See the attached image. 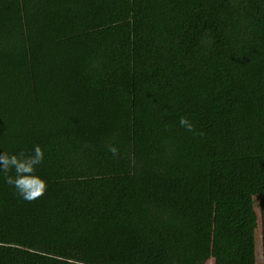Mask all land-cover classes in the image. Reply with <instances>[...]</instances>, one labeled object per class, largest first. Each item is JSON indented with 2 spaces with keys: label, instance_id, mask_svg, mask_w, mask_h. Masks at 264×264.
Segmentation results:
<instances>
[{
  "label": "trees",
  "instance_id": "16d2710c",
  "mask_svg": "<svg viewBox=\"0 0 264 264\" xmlns=\"http://www.w3.org/2000/svg\"><path fill=\"white\" fill-rule=\"evenodd\" d=\"M36 145L0 264H264V0H0V152Z\"/></svg>",
  "mask_w": 264,
  "mask_h": 264
},
{
  "label": "clouds",
  "instance_id": "9594fccd",
  "mask_svg": "<svg viewBox=\"0 0 264 264\" xmlns=\"http://www.w3.org/2000/svg\"><path fill=\"white\" fill-rule=\"evenodd\" d=\"M182 126L191 130V124L186 118L180 120ZM114 153L116 149H111ZM44 160V152L39 145L34 146L31 154L20 152L19 154L8 155L0 152V172L5 174V182L13 186L16 191L27 201L41 197L46 190V183L34 175L36 167ZM14 170L15 176L8 175Z\"/></svg>",
  "mask_w": 264,
  "mask_h": 264
}]
</instances>
